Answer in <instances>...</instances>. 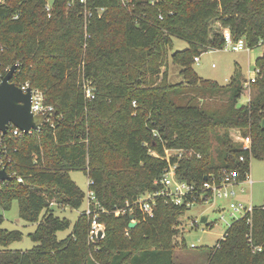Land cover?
<instances>
[{
    "label": "trees",
    "instance_id": "1",
    "mask_svg": "<svg viewBox=\"0 0 264 264\" xmlns=\"http://www.w3.org/2000/svg\"><path fill=\"white\" fill-rule=\"evenodd\" d=\"M47 1L0 2V60L18 63L13 80L29 81L55 107L39 130L3 137L2 157L13 178L0 182V206L10 210L18 201L20 217L38 226L30 234L34 247L14 250L9 246L23 233L4 229L0 217V264H176L187 206L160 197L152 215L134 212L133 228L130 213L114 211L159 188L166 149L183 151L170 161L178 163L180 179L198 186L224 168L245 179L251 157L264 158V52L246 104H239L238 75L222 85L193 66L196 56L224 48L226 28L251 48L264 46V0H53L51 16ZM175 38L189 46L171 55L185 80L173 84L168 60ZM86 81L95 92L91 101ZM218 97L220 103L209 102ZM232 129L251 137V151L233 139ZM75 170L87 173L89 189L107 210L99 213L105 234L97 242L89 239L92 217L83 213L66 238L57 237L71 221L51 203L76 209L86 197L70 175ZM199 255L206 264H264L263 206L233 218L224 238Z\"/></svg>",
    "mask_w": 264,
    "mask_h": 264
},
{
    "label": "rangeland",
    "instance_id": "2",
    "mask_svg": "<svg viewBox=\"0 0 264 264\" xmlns=\"http://www.w3.org/2000/svg\"><path fill=\"white\" fill-rule=\"evenodd\" d=\"M52 1V0H50ZM189 46L188 42L175 38L174 46L169 51V82L180 83L184 82V77L181 75V66L174 63L171 55L177 50H184ZM264 52V46L255 47L249 50L232 51L226 49L208 50L203 52L199 58V62L194 63V68L200 77L204 79L215 80L222 85L229 84L231 78L236 75L239 76L243 82L244 93L239 99V104H246L254 95V87L252 85H244L255 70L256 60ZM214 64V66H213ZM230 80V81H229ZM211 103H220L221 98L209 100ZM55 108V107H54ZM241 133L238 129L231 130V136L235 141L239 142ZM250 174L254 181L251 185L246 179H242L239 185H229V190H234L237 197L220 198L215 197L212 201L207 203H196L188 208L180 216V229L182 226L186 227V231H181L178 236L180 245L174 249V256L176 264H206V260L200 257L203 247L213 246L222 238L227 227L231 224L233 218H239L243 214L235 213L230 207L231 202H242L249 206L253 204L255 207L264 205V158L257 159L251 157L250 159ZM70 175L80 189L85 192L86 197L80 208H71L58 204L55 201L51 203V208L55 214L60 218H68L71 221V226L63 231L57 232L59 239L66 238L74 228L79 216L88 206V192H89V177L83 170L71 171ZM244 188V191L242 189ZM222 209V210H221ZM255 209V208H254ZM43 215V214H42ZM41 215V218H42ZM0 217L3 218L1 226L9 231H21L23 238L20 241L13 242L9 248L14 250H28L36 244L30 234L35 232L38 222H26L20 217L19 202L14 201L10 210H5L0 206ZM198 221V226H192L194 220ZM205 221L213 222L212 228H209ZM185 245H183V240ZM195 247H192V245Z\"/></svg>",
    "mask_w": 264,
    "mask_h": 264
},
{
    "label": "built area",
    "instance_id": "3",
    "mask_svg": "<svg viewBox=\"0 0 264 264\" xmlns=\"http://www.w3.org/2000/svg\"><path fill=\"white\" fill-rule=\"evenodd\" d=\"M2 1L3 0H0V2ZM132 1L133 0H122V2L126 5H129ZM74 2L75 0H69L68 5H72L74 4ZM79 2L85 5L87 4L88 0H79ZM52 5H53V0L52 1L48 0L46 3V10L49 12V16H51ZM103 11L104 8L99 9L98 10V12L100 13L99 15H101ZM84 14L88 18L93 15V11L89 8H86ZM160 18H162V16H160ZM88 36L89 34L86 33V37ZM224 38H225L224 49L226 50L242 51V50L252 49L247 44L244 38L235 39L229 28L225 29ZM1 50H3V47H1ZM199 60H200L199 56H196L195 62H199ZM16 65H17V69H16L17 71L19 64L17 63ZM11 67L12 65L4 66L3 62L0 60V82L3 81L7 73L10 71ZM16 71L14 72V75ZM14 75L11 81L16 83L13 80ZM259 75H260V68L256 67L255 70L251 73L249 79L245 81L244 85L246 86L252 85L257 81ZM17 85L20 86L24 92H26L28 88H32V106H31L32 111L37 115L46 114L47 115L46 122H51L52 116L55 112V108L53 105L47 104L45 102V96L43 92L38 88L32 87L29 81L21 82ZM84 90H85L86 98L88 100L91 101L95 98V92L93 90L90 81L85 82ZM10 130L12 132V135L16 137L21 136L25 133L17 127H14ZM31 132L32 131H30L29 133ZM4 136L5 135L2 134V132H0V169L6 168L7 170L6 162L2 157V151L5 149V145H3ZM239 142L241 143V146L245 151H251L252 139L249 135L246 136L240 135ZM165 153L166 155L164 156V158L169 162V164L165 168L161 178L158 180L159 188L153 191L142 193L140 196L136 198V200L133 201V203H129V201H127L125 207L117 208L114 211V213L117 216L121 214L130 213L134 217L133 214L136 210H139V212H141L144 215H152L154 212L156 201L160 197L174 203L175 205L178 206L185 205L188 208H190L196 203L210 202L215 197H220V198L237 197V193L234 190H229L228 186L242 183L241 181L242 179L240 177V173L238 170H230L224 168L219 175L212 174L210 177H207L204 180L201 186H198L195 182H189L187 180L180 179L177 175L178 163H171L170 161L172 156H177L178 158H180L182 156L183 151L181 149H166ZM153 154L158 156L156 152H153ZM246 158L247 157L245 154H242L240 156L241 161H245ZM8 173L13 176L11 172L8 171ZM245 179L251 185L254 183L250 172L247 173ZM18 180L22 181V178H19ZM89 181H90L89 182V186H90V184L93 181L91 179ZM242 191H244V188L242 189ZM230 207L235 213H242L243 214L242 216H245L248 213H252L255 208L253 204L246 206L242 202H237V203L231 202ZM101 212L104 213L107 212V210L101 206L100 202L96 197L95 192L89 190L88 206L82 213L86 214L89 217H92L90 223V229H89V239L92 242H97V240L102 239L105 234V224L103 222H100L98 219L99 213ZM134 220H136V222L138 223L135 217ZM248 222H251V218L248 219ZM194 223L195 224L192 225L193 227L194 226L197 227L199 224L196 219L194 220ZM222 238H224V235L222 236ZM192 247H195V245L193 244ZM258 249L261 248L259 247Z\"/></svg>",
    "mask_w": 264,
    "mask_h": 264
},
{
    "label": "water",
    "instance_id": "4",
    "mask_svg": "<svg viewBox=\"0 0 264 264\" xmlns=\"http://www.w3.org/2000/svg\"><path fill=\"white\" fill-rule=\"evenodd\" d=\"M16 69L17 65H12L3 81L0 82V132L4 135L9 132L11 126L25 133L39 130L47 118L46 114L37 115L32 111V88L24 92L20 86L11 81ZM262 126L264 128V120ZM12 178L13 176L6 168L0 169V182L9 181ZM130 218L129 228H133L137 222L133 216Z\"/></svg>",
    "mask_w": 264,
    "mask_h": 264
},
{
    "label": "crops",
    "instance_id": "5",
    "mask_svg": "<svg viewBox=\"0 0 264 264\" xmlns=\"http://www.w3.org/2000/svg\"><path fill=\"white\" fill-rule=\"evenodd\" d=\"M236 185H239V184H235V186ZM132 216V215H131ZM206 223V225L209 227V228H212V226H213V222H208V221H205ZM181 231H186V227H183L182 226V230Z\"/></svg>",
    "mask_w": 264,
    "mask_h": 264
}]
</instances>
